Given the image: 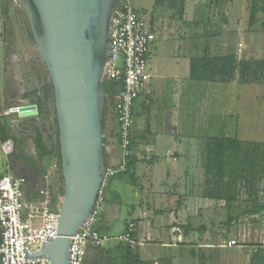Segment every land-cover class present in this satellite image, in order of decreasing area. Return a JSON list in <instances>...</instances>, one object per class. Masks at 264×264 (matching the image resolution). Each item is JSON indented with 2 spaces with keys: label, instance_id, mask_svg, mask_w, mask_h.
<instances>
[{
  "label": "crops",
  "instance_id": "1",
  "mask_svg": "<svg viewBox=\"0 0 264 264\" xmlns=\"http://www.w3.org/2000/svg\"><path fill=\"white\" fill-rule=\"evenodd\" d=\"M189 9V1L185 0L182 16L179 18L172 11L171 18L162 24L152 18L147 20L137 12L147 21L155 39L148 52L151 78L140 95L143 99L137 103L135 110L132 108L133 125L126 163L131 159L135 166L126 175L121 173L109 177L103 186V205L97 228L106 240L99 246L87 248L82 264H124L115 246L121 242L118 238L126 233L129 224H134L132 238L144 241L142 246L131 247L136 249L140 262L160 264L163 259L169 258L174 264L172 250L177 247V242L173 241L171 231L183 225L184 218L181 216L193 203L194 195L201 194L203 190L205 142L209 137H218L209 136L208 131L217 130L220 126L218 101L226 97L227 90L231 88L230 83L190 78L192 57L200 55L206 47H209L212 56L215 55L210 44L201 40H207L210 36L208 31L201 29L199 34L196 33V28L208 23L207 18L198 11L190 15ZM152 49L157 56L151 63ZM165 90L170 92L172 101L166 109L162 101ZM196 94L202 97L206 107L210 106L209 99H216L213 104V113L216 114L212 120L213 127L210 129L212 124L206 126L197 138ZM9 127L12 128V125ZM103 132L106 168H117L122 156L118 122L113 109H108ZM52 162L45 160L47 165ZM113 178L120 179L111 184ZM121 191L126 195L125 202L120 200ZM170 195H176L170 212L157 210L162 204V197L168 199ZM129 198H133V202L128 201ZM200 200L205 201L201 197ZM176 218L177 222L174 221ZM118 220L123 225L122 230L109 235ZM165 239L170 243H165ZM163 248L171 252L169 257L161 255Z\"/></svg>",
  "mask_w": 264,
  "mask_h": 264
},
{
  "label": "rangeland",
  "instance_id": "2",
  "mask_svg": "<svg viewBox=\"0 0 264 264\" xmlns=\"http://www.w3.org/2000/svg\"><path fill=\"white\" fill-rule=\"evenodd\" d=\"M188 1L190 15L198 11L200 15L204 13V17L207 18L208 23L196 28V33L199 34L201 29L208 31L210 36L207 40L204 38L201 40L210 44L214 55H224L233 51L238 60L264 59V33L259 31V23L248 26L249 0ZM116 2H128L147 20L152 18L153 21L158 20L161 23L169 20L172 15V11L168 9L156 8L154 0H116ZM258 17L261 15L259 14ZM156 54L157 52L152 49L151 63L155 61ZM36 71L41 72L42 79L48 80L20 9L13 0H0V123L2 118L6 117L7 124L12 125L11 134L24 138L25 152L34 159L36 155L29 137L31 134L29 124L23 123V119H19L16 114L9 113V109L29 104L30 100L36 99L38 94L31 93L36 85L34 78ZM230 84L231 88L227 90L226 97L218 101L220 113L217 116L219 115L220 126L217 130H209L208 135L236 137L242 141L264 143V85L240 84L237 76ZM162 98L164 109H166L172 104L170 92L165 90ZM142 99L143 96H140L134 101V110ZM211 100L209 99L210 106L206 107V103L202 102V97L196 94V138L204 132L206 126H211L213 116L216 115L213 113L215 108L213 104L216 103V99ZM53 111V100L50 99L45 102V112L49 116H47V121L53 119ZM212 127L213 124L210 129ZM3 164L4 158L0 153V170ZM44 168L46 170L45 185L52 190L53 197H55L53 207L58 211L62 197L56 160L45 165ZM17 169H19L18 175L22 172L31 174L27 165ZM118 179L120 178H115L111 184ZM42 187L40 183L36 188L40 190ZM261 188L264 195V181ZM172 196L170 195L168 199L163 196L162 204L157 210L170 212L169 210L175 205L176 195L173 198ZM120 197V200L125 202L126 195L122 191ZM128 201L133 202V198L132 200L129 198ZM246 208L247 202L244 195H241L238 201L233 202L229 211L223 202L202 201L200 194L194 195L193 203L184 211V216H181L184 218L182 222L183 225L191 224L195 229L204 227V231L202 233L192 232L184 239L179 228L177 247L172 250L174 264H251L252 248L261 246L264 249V212L256 216H244L242 212ZM123 211L125 212L124 208ZM229 217L231 221L228 222ZM177 220L176 218L174 221L177 222ZM167 226H169L168 222ZM122 228L123 225L118 220L113 229L109 231V235L116 234ZM230 240H235L236 244L232 247H225ZM165 243H170V240L165 239ZM191 250H194L195 258L190 256ZM161 255L169 257L171 252L163 248Z\"/></svg>",
  "mask_w": 264,
  "mask_h": 264
},
{
  "label": "water",
  "instance_id": "3",
  "mask_svg": "<svg viewBox=\"0 0 264 264\" xmlns=\"http://www.w3.org/2000/svg\"><path fill=\"white\" fill-rule=\"evenodd\" d=\"M28 26L52 89L63 196L56 237L39 252L49 264H70L72 237L89 218L106 174L102 120L109 27L115 0H13ZM35 117L36 105L12 108Z\"/></svg>",
  "mask_w": 264,
  "mask_h": 264
},
{
  "label": "trees",
  "instance_id": "4",
  "mask_svg": "<svg viewBox=\"0 0 264 264\" xmlns=\"http://www.w3.org/2000/svg\"><path fill=\"white\" fill-rule=\"evenodd\" d=\"M184 3L185 0H154L156 8L161 7L173 11L179 18L184 12ZM259 14L261 17H258ZM248 15V26L251 27L259 23V31L264 33V0H249ZM189 76L196 81L223 83H230L237 76L240 84L257 83L264 85V59L238 60L233 51L224 55L212 56L209 47H206L200 55L191 58ZM34 78L36 85L31 93L38 95L36 99L30 100L29 104L36 105L37 116L36 118H25L23 123L29 124L31 133L29 137L36 159L25 152L24 138L11 134V128L6 122V117H3L0 123V144L6 141L13 143V151L6 162L10 167L12 177L24 179L21 190L25 203L29 205L39 199V190L36 188L38 184L45 185L46 170L44 167L47 165L45 160H56L61 181V197L63 196L55 115L53 111V119L47 121L48 114L45 112V102L52 99V89L49 81L41 78L40 71L34 73ZM102 85L106 97V107L102 120L104 131L106 114L110 105L113 109L114 97L119 93L122 85L120 82L106 79H103ZM24 165L29 166L31 174L22 172L18 175L19 169L17 168ZM126 166L125 175L134 168L135 162L128 159ZM20 170L22 171V169ZM203 176V190L200 194L202 199L223 202L229 211L233 202L238 201L240 196L244 195L247 208L242 212V215L256 216L264 212V195L261 188L264 181L263 142L242 141L236 137L224 136L207 138L203 154ZM54 202L55 197L50 201L51 207H53ZM229 221H231L230 217L228 218ZM179 228L182 231V238L188 237L192 232L202 233L204 231V227L195 229L189 223L181 225ZM96 230L100 233L97 226ZM115 249L120 253L124 264H148L140 262L137 258L136 249L132 250L126 243L118 242ZM189 254L192 258L196 257L194 250H191ZM250 260L251 264H264L263 247H253ZM160 264H171V260L165 258Z\"/></svg>",
  "mask_w": 264,
  "mask_h": 264
},
{
  "label": "built area",
  "instance_id": "5",
  "mask_svg": "<svg viewBox=\"0 0 264 264\" xmlns=\"http://www.w3.org/2000/svg\"><path fill=\"white\" fill-rule=\"evenodd\" d=\"M154 39L147 21L134 7L128 2L114 3L103 79L120 82L122 85L113 102L122 162L117 168H106L95 206L89 218L72 237L70 264H82L87 248L99 246L106 240L96 230L103 205V186L109 177L127 171L126 159L131 142L133 103L143 93L151 78L148 52ZM9 113H12V108L9 109ZM12 151L11 141L0 144V153L5 159L0 170V264H49L46 256L27 257L26 253L31 255L39 252L42 241L50 242L55 239L59 210L56 211L50 206L53 192L46 185L39 190V199L35 203L30 205L25 203L21 190L24 179L12 177L6 162ZM133 233L134 224H129L126 233L118 240L130 247L142 246L144 241L134 240ZM171 234L173 241L178 242L179 227H174ZM235 244V240H230L225 247H232Z\"/></svg>",
  "mask_w": 264,
  "mask_h": 264
}]
</instances>
